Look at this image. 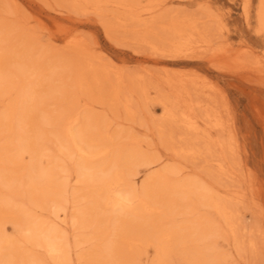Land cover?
Listing matches in <instances>:
<instances>
[{
    "label": "rangeland",
    "instance_id": "obj_1",
    "mask_svg": "<svg viewBox=\"0 0 264 264\" xmlns=\"http://www.w3.org/2000/svg\"><path fill=\"white\" fill-rule=\"evenodd\" d=\"M260 2L0 0V75L9 80L0 94V115L13 112L2 124L16 143L27 132L18 111L25 101L33 102L27 126L39 141L37 152L23 150L20 161L8 166L6 181L0 179V198L11 202L10 212L0 216V237L14 243L3 260L16 246L14 264H57L43 248L26 243L32 215L65 236L67 264H201L190 255V244L173 234L160 252L152 235H143L132 249L117 243L119 254L110 258L118 212L102 205L96 217L85 216L78 157L64 154L58 138L71 119L83 126L91 118L99 129L90 133L103 132L125 148L162 158L157 165L136 167L139 186L166 167L180 168L178 178L191 175L212 189L228 214L201 210L214 227L209 258L215 256L218 264H264ZM28 83L33 101L26 95ZM3 135L0 157L8 151ZM57 160L65 181L60 204L33 202L31 181Z\"/></svg>",
    "mask_w": 264,
    "mask_h": 264
},
{
    "label": "bare ground",
    "instance_id": "obj_2",
    "mask_svg": "<svg viewBox=\"0 0 264 264\" xmlns=\"http://www.w3.org/2000/svg\"><path fill=\"white\" fill-rule=\"evenodd\" d=\"M246 11L248 12V10ZM258 17L261 24H264V0L260 2ZM180 33L183 34V32ZM175 51V54L179 53V51L178 53L177 50ZM180 52L183 53L184 49L180 50ZM8 83L9 80L1 74L0 94ZM24 87H26L27 97L29 96L30 101H33L34 97L30 93L31 91H29L32 87L31 83L24 85ZM26 103L25 101L21 111H18V115L22 127L25 128L26 125L27 132H24L23 135H18L16 143L14 139H11L9 127L2 124L4 119L12 118V109H7L0 115V124L5 126L2 129V125H0V134H5L3 135L6 143L5 148L8 150L5 155L3 154L0 157V160H2L0 179H3V181H6L4 177H8L9 171L7 170L10 168L8 166L11 163H18L20 161V155L23 150L38 151L36 144L38 145L39 141L35 137L36 132H31L27 126L29 124L28 120H31L30 118L32 117L31 112L33 110H31V107H33V102L29 106ZM95 128L98 131L99 124L91 120V118L83 126H80L77 118H74L67 123L63 137L58 136V138L64 154L70 158L78 157L76 160L80 176L79 182L83 184L84 189V192L80 194L88 202L85 216L96 217L98 209L102 205H110L113 210L115 209L118 212L116 217L118 234L117 239L111 243L113 248H110L108 252L110 258L114 254L116 256L119 254L117 243L131 248L132 241L140 239L143 235L148 237L152 235L151 239L154 238L158 242L159 247L157 251L160 252L162 242L164 243L166 236L173 234L183 242L190 244V255L196 262L201 264H218L215 256L208 257L211 252L207 250V247L212 242L214 227L209 225L206 214H203L201 210L203 208L214 207L216 211L225 217L228 213L219 204V198L212 192V189L191 175V177L187 175L188 177L178 178L180 168L176 170L171 168L166 169V167L165 170L157 171L147 177L139 186L138 170L136 167L139 165H157L161 163L162 158L150 157L141 153L140 149L136 147L125 148L122 146L123 144L118 143L117 139L108 137L103 132H89V130H95ZM184 151L178 154L182 155V153L189 152L188 149ZM133 167L136 169L133 170ZM63 171L57 160L51 168L43 172L39 180L31 181L30 198L33 202L37 203L42 200L59 202L65 188V181H61L60 178ZM193 199L195 202H192ZM9 200L10 198L8 197L0 198V216L10 212L11 202ZM83 215L80 216L83 217ZM178 217H181V220H178ZM18 221L20 222V219ZM74 221L76 224L78 220ZM78 223L80 226L83 225L82 221H78ZM27 225L28 233L24 235L26 243L28 242L33 246L43 248L57 264H67L69 256L65 236L60 234L59 228L56 225L51 224L48 220H40V218L32 215H30ZM127 227L132 230H126ZM133 230H136L137 233ZM157 230L159 233H157ZM142 231L143 234L141 235ZM10 244L14 243L11 240L0 237V264H14L12 256H14V250L17 249L16 246L11 247L12 251L9 252V258L3 260L4 252L9 250ZM22 254L24 255V253ZM31 261L34 262L33 259Z\"/></svg>",
    "mask_w": 264,
    "mask_h": 264
}]
</instances>
